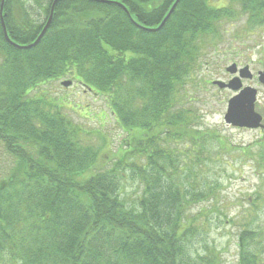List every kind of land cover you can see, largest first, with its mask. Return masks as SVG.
<instances>
[{"label":"trees","instance_id":"trees-1","mask_svg":"<svg viewBox=\"0 0 264 264\" xmlns=\"http://www.w3.org/2000/svg\"><path fill=\"white\" fill-rule=\"evenodd\" d=\"M54 1L5 0L0 15V147L13 159L0 178V264H193L190 210L216 199L221 185L202 173L227 149L202 127L186 87L201 88L193 76L204 51L226 41L224 22L245 17L249 30L264 29V0H179L157 31L177 0H62L27 48ZM68 77L107 97L131 135L105 171L63 106L38 99L41 89L30 96ZM135 154L145 162L129 164ZM126 174L141 185L134 204ZM239 238L240 264H250L254 234Z\"/></svg>","mask_w":264,"mask_h":264},{"label":"rangeland","instance_id":"rangeland-1","mask_svg":"<svg viewBox=\"0 0 264 264\" xmlns=\"http://www.w3.org/2000/svg\"><path fill=\"white\" fill-rule=\"evenodd\" d=\"M214 1L217 6L227 4L225 1ZM223 31L226 32V41L204 51L203 61L215 62L218 58L222 61L221 54H228L231 61L249 65L255 71L264 69L263 28L249 30L246 18L242 17L237 21L224 22ZM226 64L222 63L221 69ZM211 72L205 76L204 68H199L192 82L202 79V86L197 89L190 82L191 86L186 87L187 95L193 100L192 106L198 111L202 127L216 130L223 138L222 142L226 143L227 152L221 153L214 162L209 161L207 171L202 173V181L209 177L217 180L221 187L216 199L203 201L190 210V215L196 216L198 228L188 239V255L193 264H240L242 251L239 236L242 231L249 229L255 238L245 245L246 251L256 253L264 248V167L260 166L256 150L251 154L243 153L242 147L251 142L252 135L230 129L224 122L227 103L232 96L211 84L204 86L206 79L217 78L213 70ZM68 80L73 85L66 88L62 82ZM40 89L43 92L37 98L47 97L53 106H63V112L79 128L83 144L100 149L97 171L112 167L114 152L120 150L117 152L119 157L124 149L132 147L131 135L119 125L107 97L97 95L70 77L49 82L30 96ZM174 145L181 151L185 149L183 144ZM219 146L222 147L221 144ZM219 146L209 144L208 149L215 154L220 152ZM130 162L143 164L145 160L135 154ZM12 166L13 159L0 147V178L5 177ZM93 174V171L89 172L86 177ZM123 186L127 201L136 203L142 194L140 182L126 174Z\"/></svg>","mask_w":264,"mask_h":264},{"label":"flooded vegetation","instance_id":"flooded-vegetation-1","mask_svg":"<svg viewBox=\"0 0 264 264\" xmlns=\"http://www.w3.org/2000/svg\"><path fill=\"white\" fill-rule=\"evenodd\" d=\"M221 58H218V61H203L202 68H204V75L209 73L217 76L214 80H205L206 85H210L218 88L221 92H229L231 96H234L236 92L232 91L229 88L220 89L218 86L213 85L215 81H221L226 84L230 83L233 79L239 78L241 72L248 67L250 71V79H242L241 84L242 88L250 87L256 90V101L254 104V113L260 117L258 120L251 121V127H236L232 125H227L228 128L238 130L240 132H247L252 135V140L247 146L242 147L243 153L251 154L256 150L258 159L260 161V166L264 167V83L261 82L260 73L264 74V69L262 71H255L250 68L249 65H242L240 62L231 61L228 54H221ZM222 63H227L224 68L221 69ZM264 64V62H263ZM224 66V65H223ZM233 66V67H232ZM231 67V68H230ZM232 69V70H230ZM221 73V74H220ZM249 74V73H248ZM245 75V73H244ZM258 119V118H257ZM240 254V253H239ZM252 256L255 258L250 264H264V248L258 249L256 253H252ZM260 254V256H259ZM262 258V259H261ZM241 263V262H239Z\"/></svg>","mask_w":264,"mask_h":264},{"label":"water","instance_id":"water-1","mask_svg":"<svg viewBox=\"0 0 264 264\" xmlns=\"http://www.w3.org/2000/svg\"><path fill=\"white\" fill-rule=\"evenodd\" d=\"M59 1H62V0H55L54 1V4H53L52 9H51L50 17H49V20H48L45 28L43 29V31L40 34V36L38 37V39L32 45L28 46L27 48H32V47L37 46L39 44V42L41 41V39L44 37L45 33L47 32V30L49 29V27L51 25L55 6ZM4 2H5V0H2V5H1V10H0L1 16H3ZM178 2H179V0L176 1V3L174 4L172 9L170 10L169 14L165 18V20L163 21L161 26L157 29H151V31H157L163 27L165 22L168 20V18L171 16L172 12L176 8ZM2 24H3V28H4L5 39L8 42H11L9 39L6 27L4 25L3 18H2ZM230 70H232V69H230ZM244 73H245V75H244ZM260 76L262 77L261 82L264 83V74L260 73ZM250 78H251L250 71H249L248 67H246L241 72V76L239 78L233 79L228 84H226L224 82H220V81L214 82V84L218 85L220 88H229V89H232L233 91L238 92V94L236 96H234L233 98H231L228 102L227 112L224 116V121L228 125H232V126H236V127H251V124H250L251 121H253V120L259 121V119H260V117H258L254 113V104L256 101V90L253 88H250V87H246V88L242 89L241 80L242 79H250ZM62 85L64 87L68 88L72 85V82L71 81H64V82H62Z\"/></svg>","mask_w":264,"mask_h":264}]
</instances>
